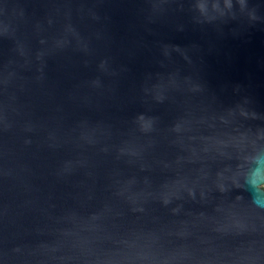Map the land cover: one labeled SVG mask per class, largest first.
<instances>
[{
  "label": "water",
  "instance_id": "1",
  "mask_svg": "<svg viewBox=\"0 0 264 264\" xmlns=\"http://www.w3.org/2000/svg\"><path fill=\"white\" fill-rule=\"evenodd\" d=\"M264 0H0V264H264Z\"/></svg>",
  "mask_w": 264,
  "mask_h": 264
},
{
  "label": "rangeland",
  "instance_id": "2",
  "mask_svg": "<svg viewBox=\"0 0 264 264\" xmlns=\"http://www.w3.org/2000/svg\"><path fill=\"white\" fill-rule=\"evenodd\" d=\"M263 189H264V186H263Z\"/></svg>",
  "mask_w": 264,
  "mask_h": 264
}]
</instances>
